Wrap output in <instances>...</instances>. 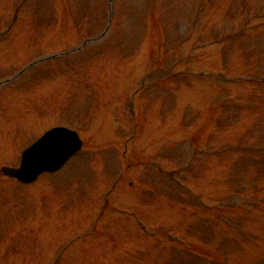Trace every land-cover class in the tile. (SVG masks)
<instances>
[{
    "label": "rangeland",
    "instance_id": "374dc122",
    "mask_svg": "<svg viewBox=\"0 0 264 264\" xmlns=\"http://www.w3.org/2000/svg\"><path fill=\"white\" fill-rule=\"evenodd\" d=\"M113 6L18 75L99 38L108 0H0V168L54 126L84 141L34 184L0 173V264H264V1Z\"/></svg>",
    "mask_w": 264,
    "mask_h": 264
},
{
    "label": "water",
    "instance_id": "95a60500",
    "mask_svg": "<svg viewBox=\"0 0 264 264\" xmlns=\"http://www.w3.org/2000/svg\"><path fill=\"white\" fill-rule=\"evenodd\" d=\"M80 148L77 136L53 130L24 152L18 169H2L5 176L23 183L33 182L43 172H54Z\"/></svg>",
    "mask_w": 264,
    "mask_h": 264
}]
</instances>
